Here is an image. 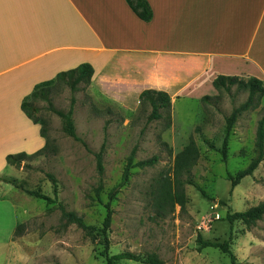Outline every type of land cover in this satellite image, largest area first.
Listing matches in <instances>:
<instances>
[{"label": "rangeland", "instance_id": "rangeland-1", "mask_svg": "<svg viewBox=\"0 0 264 264\" xmlns=\"http://www.w3.org/2000/svg\"><path fill=\"white\" fill-rule=\"evenodd\" d=\"M11 79H0V86ZM31 82L20 80L19 96H1L7 98L9 106L6 118H0L6 126L2 131L15 130V113L19 110L15 105L19 98L24 101L30 95ZM83 87L72 92L69 86L58 83L49 93L57 110L68 112L75 101L73 121L77 138L64 132L61 118L45 100L32 102L39 121L35 127L39 132L42 127L46 129L48 139L39 134V143L42 150L48 141L47 153L24 161L20 167L5 163L0 178L14 180L26 190L55 199L48 177L52 175L58 182L57 203L49 205L0 180V264H105L102 239L97 235L90 237L63 220L59 206L82 216L88 225L102 228L107 204L112 211L110 255L155 253L164 264H231L229 257L218 249L200 250L198 238L202 237L204 241L221 243L231 239V249L239 264H264V217L251 228L242 222L231 227L227 221L229 212H245L264 202V161L233 191L229 179L247 168L255 157L264 98L258 108L239 117L225 163L217 148L223 142L226 119L248 97L236 87L208 106L192 99H176L172 104L171 127L164 110L160 120L149 121V104L108 99ZM197 127L202 128L200 134L195 133ZM192 139L201 154L190 174L195 186H184V209L177 206L173 213L159 217L152 205L155 183L161 177L173 178L175 156ZM206 140L216 150L210 149ZM103 146L104 172L100 175L97 154ZM132 154L133 164L155 156L159 162L151 168L130 169L129 179L123 183ZM113 191L116 195L110 200ZM22 224H26V233L13 239Z\"/></svg>", "mask_w": 264, "mask_h": 264}, {"label": "crops", "instance_id": "crops-1", "mask_svg": "<svg viewBox=\"0 0 264 264\" xmlns=\"http://www.w3.org/2000/svg\"><path fill=\"white\" fill-rule=\"evenodd\" d=\"M147 1L150 22L126 0H0V79L12 78L0 86V118L1 96H19L21 79L31 95L83 64L94 68L92 91L120 101L147 90L201 101L218 95L219 76L264 81V0ZM16 103L15 130L0 122V172L8 156L41 150V130Z\"/></svg>", "mask_w": 264, "mask_h": 264}, {"label": "trees", "instance_id": "trees-1", "mask_svg": "<svg viewBox=\"0 0 264 264\" xmlns=\"http://www.w3.org/2000/svg\"><path fill=\"white\" fill-rule=\"evenodd\" d=\"M130 9L134 14L143 22H150L153 19V11L147 0H126ZM95 71L90 64H83L78 68L63 72L57 75L53 80L41 83L34 88V91L29 95L22 103V111L28 119H30L34 124H38L39 121L36 118V109L33 106L32 102L37 99L45 100L49 109L53 111L58 117L61 118L63 122L64 132L72 137L77 138L76 128L73 121L74 113V103L72 101V107L68 112L57 110L53 107V104L49 98L50 89L58 83L65 84L70 87L72 92L80 91L90 87ZM214 87L218 91L219 96L211 97L205 96L201 99L203 105L208 106L210 103L221 99V94L230 93L233 87H236L239 91L245 92L248 94L247 100L245 103L235 108L231 115L226 119V126L224 129V136L221 148H217V152L221 155L222 161L227 162L229 157V140L232 134V131L239 119V117L246 112L252 111L260 105L261 100L264 98V81H261L256 78L243 79L239 77H226L219 76L214 81ZM140 103L142 105L149 104L152 108L149 121H157L162 118L161 111L164 110L167 115L168 127H171V111H172V100L168 93L147 90L144 91L139 97ZM107 127V126H106ZM202 132L201 127H197L195 133L200 134ZM41 137L47 140L46 129L42 127ZM210 149L216 150V146L213 143H210L208 140L205 141ZM49 148V143L46 141L45 147L39 152L35 153L32 156H28L25 153L18 155H11L7 158V163L10 166L20 167L22 163L28 159L45 155ZM103 152L102 150L97 154L98 162V171L102 175L104 172L103 166ZM201 157L200 149L192 139L188 146H186L180 153L175 156L173 163V172L174 176L171 177H161L156 181L154 190L152 191V200L153 206L156 209L157 216L165 217L169 213H173L175 208L179 206L181 209H184L187 203V197L185 194L184 186L191 185L195 186L194 181L192 180L190 174L192 169L197 165ZM264 161V117L259 121L257 128V139L255 146V157L252 159L249 166L245 169L240 170L235 176L230 175L229 179L231 181V191H233L244 179L250 177L258 169L260 164ZM159 158L157 156L140 161L136 164L134 163V154L129 158V163L126 168L123 183H126L130 176V169L134 167L139 168H151L157 165ZM186 176L185 180L183 177ZM50 181L53 183L55 199H52L40 192L29 191L24 189L23 185H18L14 180H7L0 178L3 183L12 185L17 189H20L24 193L29 194L32 197H35L40 200L46 201L49 205L57 203L58 195V182L54 176H48ZM199 188V187H198ZM201 190V188H199ZM202 194L205 195L204 191L201 190ZM116 191H113L110 195V200L115 198ZM62 212L63 220L67 221L72 225H76L79 229L85 232L88 236L92 237L97 235L103 241L105 247V252L103 256L105 258V264H119L121 261H132L141 264H164V261L155 253H149L146 255H139L132 252H124L117 255H110V240H109V231L112 224V211L110 209V204H107V216L104 220L102 228L96 226H90L86 223L82 216L74 212H68L65 208L59 206ZM264 217V202L259 204L256 207H253L245 212H229L227 214V221L233 227L235 223L242 222L248 228L255 226L259 221L263 220ZM26 224L19 225L14 233L13 239L22 237L26 233ZM231 239L227 242L221 243L218 241H204L202 237L198 238V244L200 245V250L212 248L218 249L223 254L227 255L231 261V264H239L237 257L231 249Z\"/></svg>", "mask_w": 264, "mask_h": 264}]
</instances>
